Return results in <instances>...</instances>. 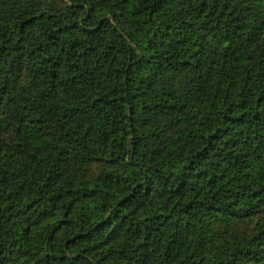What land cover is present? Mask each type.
<instances>
[{"label": "trees", "instance_id": "obj_1", "mask_svg": "<svg viewBox=\"0 0 264 264\" xmlns=\"http://www.w3.org/2000/svg\"><path fill=\"white\" fill-rule=\"evenodd\" d=\"M234 1L249 33L240 24L219 60L211 37L230 32V0H66L57 12L0 0V104L23 140L16 152L0 141V264L260 256L247 244L201 251L195 236L207 216L242 217L264 197V56L245 57L264 0ZM47 122L57 142L44 154L29 143ZM74 163L105 168L76 179Z\"/></svg>", "mask_w": 264, "mask_h": 264}, {"label": "rangeland", "instance_id": "obj_2", "mask_svg": "<svg viewBox=\"0 0 264 264\" xmlns=\"http://www.w3.org/2000/svg\"><path fill=\"white\" fill-rule=\"evenodd\" d=\"M13 3L18 10H25L31 7H38L42 10L57 12L65 7L66 0H9ZM233 5V7H232ZM236 5V6H235ZM245 3H237L230 0L229 7L222 14L220 22L229 24V31H216L211 37L214 43V50L216 51L217 58L224 60L230 58L236 51V43L241 36L240 24L244 33H249L245 28V24L240 23L238 11L240 6ZM232 7V9H231ZM238 7V8H237ZM237 8V9H236ZM246 15H249V10L245 7ZM244 11V12H245ZM259 23H250V27L256 28V42H254V49L247 54L246 63L252 64L261 62L264 56V15L260 16ZM219 22V23H220ZM223 25L221 27H223ZM246 25V27H248ZM257 26V27H255ZM259 59V60H258ZM22 64L16 60L12 67L18 74H16L17 85L14 87L16 90L25 88L27 84L26 78V63L22 60ZM19 75V76H18ZM15 78V79H16ZM18 123L15 119L10 117L7 106L4 103L0 104V141L9 146L15 152L19 150L22 145V137L17 132ZM174 130L171 134L176 133ZM54 127L50 122L39 131V140L36 143H29L48 154L52 146L56 145V140L53 135ZM28 142V141H27ZM32 147V146H29ZM33 148V147H32ZM105 166L100 163H74L70 169L73 177L92 178L99 176L104 171ZM256 171L264 170V160L258 161L255 166ZM197 241L200 243L199 249L207 251H216L225 244H229L232 248H237L242 244H247L254 249L261 250V254L257 259L246 260L245 264H264V197L256 201L253 210L242 217H225L213 218L207 216L203 222L198 226L197 234H195Z\"/></svg>", "mask_w": 264, "mask_h": 264}]
</instances>
